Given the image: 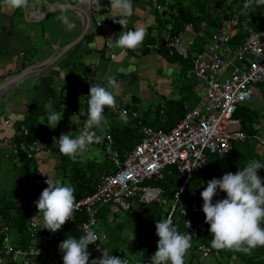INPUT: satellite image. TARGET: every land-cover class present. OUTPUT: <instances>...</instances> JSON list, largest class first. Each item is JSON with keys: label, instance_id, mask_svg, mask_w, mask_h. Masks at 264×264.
<instances>
[{"label": "crops", "instance_id": "obj_1", "mask_svg": "<svg viewBox=\"0 0 264 264\" xmlns=\"http://www.w3.org/2000/svg\"><path fill=\"white\" fill-rule=\"evenodd\" d=\"M154 1L161 6L158 0ZM165 1L169 2V0ZM131 2L134 11L133 15L128 18L125 30L121 28L119 23L114 22L118 17L116 18L109 8L110 0H105L95 15V19L88 17L89 24L83 35H81L82 17L80 12L85 11V7L76 0H30V4L35 3L34 8L16 10H9L0 5V82L8 77H14L15 74L31 65L44 61L53 53L55 55L48 64L42 65L17 79L2 95L0 101V181L7 177L10 165L15 161L14 142L17 135L24 131V121L27 117L29 119L36 118L39 126V138L36 143H32L39 148L36 170L41 175L51 177L57 181L64 179L58 165L60 159L55 152V150H59L53 147L52 138L56 137L58 139L61 134L66 133L73 135L74 131L80 132L81 127L78 125L76 128L77 120H74L76 117L71 116L66 125H62L64 121L61 120L55 129H52L48 127V115L49 104L62 117L72 111L67 106L68 102H73L82 111L80 100L82 98L69 88L73 80L81 79L89 85L98 84L103 87L106 85L108 88L107 76H115L119 87L113 90L114 94L122 101H128V103L124 102L122 106H119V109L125 107L123 109H128L129 115L131 111L137 113L136 109L139 105L137 98L146 100L152 98V93L158 95L160 101H163V106L156 108L160 114L166 108L168 100L178 99L188 93V98L183 102L185 112L197 104L202 95V89L191 75V70L181 76L177 63H169L157 51L158 47H161L162 37L167 33L169 27L167 23L163 28V21L166 19L163 13H166L167 3H163L161 6L166 5L165 10L157 11L141 0H131ZM64 5H72L76 11L64 9L48 13L50 10ZM64 16H67L76 25L71 31L67 30L62 23ZM96 21L100 23L99 27L95 25ZM139 27H143L146 31L144 42L154 40L155 43L150 45L155 46L154 49H150L148 45L146 46L147 51H126L125 55H121V49L111 48L109 44L107 47L104 45L108 42L107 39L117 37L122 31L135 30ZM222 27L226 29L230 36H233L236 32V22L234 21L224 22ZM179 33H181V45L187 51V48L192 45L195 34L190 26H186ZM212 33L210 32V35ZM208 39L209 37L196 44L203 50ZM165 50L169 55L174 53H169L168 49ZM110 54L114 55L113 59L109 58ZM231 65L238 64L233 61ZM167 69H174L178 77L181 76L191 81L183 84L180 83L182 80L179 77L177 79L179 81L178 85L173 86V77L176 74H173L172 70L168 74V72H165ZM146 75H149L146 79L150 83H154L152 88L144 84L143 79ZM157 81L160 82L158 88ZM263 86L258 84L252 88L250 102L256 101L259 103L258 106L261 105L264 101ZM158 89L159 94H157ZM246 103L240 106H245L256 114L251 126L254 133L247 135H264V113H258V110L262 111L263 109L250 108ZM115 109L116 112L112 113L107 107L105 108L106 122L101 126L103 127L102 131H100L101 127L93 129L98 140L103 135H108L107 125L111 120L127 122L121 118L126 114L122 115V110L117 111L116 107ZM145 111H141V114ZM235 119L239 121L238 118ZM237 127L239 129V123ZM99 143L94 142L95 145H100ZM20 144L23 143L18 144L19 149L23 152ZM7 185L9 184L2 185V188ZM25 210L31 214L28 206L25 207ZM109 210L118 214L115 209ZM207 248L209 249V247ZM249 253L253 254L259 264H264V247H257ZM212 255L214 257L218 256L222 264H244L245 262L240 256L241 252L224 249L211 254L209 249V254L200 262L198 261L197 252L190 250L184 257L185 264H216ZM151 257L149 255L147 264H150Z\"/></svg>", "mask_w": 264, "mask_h": 264}, {"label": "trees", "instance_id": "obj_2", "mask_svg": "<svg viewBox=\"0 0 264 264\" xmlns=\"http://www.w3.org/2000/svg\"><path fill=\"white\" fill-rule=\"evenodd\" d=\"M160 4L167 3L165 20L163 28L168 23L167 33L174 35L186 26H190L196 38L200 42L209 37L210 32H215L222 27L224 22H236V32L230 37V44H240L248 35V30H260L264 27L262 19L264 18V5L257 6L254 3L249 9H244L243 5L246 0H158ZM130 30V29H129ZM128 30V31H129ZM155 43L154 40L143 41L140 47L135 51H147L148 45ZM192 43L187 48V53L183 56L176 54L169 55L167 50L158 47L160 55L169 63H177L181 71V76L191 70L192 55L198 53L202 48ZM82 99V111L73 103L68 102L71 108V113L63 115L62 125H66L67 120L74 116L81 130L87 118L88 111V94L83 92V88L75 92ZM188 94L174 100H168L166 108L163 112H156L157 116L152 117L150 110H146L138 117L136 114L134 124L131 126L127 122H116L111 120L108 122L107 134L112 141V148L118 153L121 159L135 144H137L142 134L140 126L150 127L153 130L169 131L182 116L185 110L183 102L188 98ZM134 105V104H132ZM117 111L124 110L117 107ZM134 110V107H133ZM134 112L135 111H131ZM256 114L245 106H239L233 113L234 118L239 119V129L245 134L254 133L251 129L252 123L255 120ZM33 119V118H31ZM28 117L24 121L25 129L19 133L15 139V161L10 165L7 177L0 181V219L8 225L11 233V245L13 248L25 249L31 244L32 235L28 230L29 216L34 219H42V215H38V210L35 207V202L38 201L42 191L45 189L42 183V175L36 170V162L34 159H28L25 154L19 149L18 144L23 143L28 146L33 142L36 143L39 138V126L36 118L33 120ZM106 119V117H105ZM81 132V131H80ZM73 137V135H71ZM255 148H259L256 151ZM104 150L103 144L101 145ZM59 156V169L63 174V180L60 182L65 185H70L74 188L75 201L90 195L96 183L97 178L102 174L110 172L112 165L105 155L106 165H98L93 161L83 163L78 158L73 161L68 156L62 155L57 151ZM256 160L264 165V149L256 146L254 143H233L229 152L221 157L209 156L208 165L202 171L193 172L186 186V216L188 219L197 222L205 220V215L202 211L203 200L201 192L206 188L207 182L213 178L220 179L225 173L231 172L235 174L237 171L247 166L250 161ZM166 171H169L167 173ZM14 173V174H13ZM13 174V175H11ZM257 175L264 182V167L258 170ZM13 177V182L8 183V177ZM64 180L66 181L64 183ZM2 182V183H1ZM181 183V175L174 168L167 167L162 175V178L156 181H147L150 186H156L161 189L162 193L159 197L160 203L142 204L136 199L131 200V208L126 214L131 222L129 232L132 234L128 238L124 234L125 226L121 223L114 224L117 214L111 212L109 207H102L97 216V230L103 236L104 241L102 246L107 250L109 255L125 258L129 264H147L149 255L153 256L157 251L158 236L156 235V223L162 219H166L170 205L172 203V195L178 189ZM9 184L2 188V185ZM226 198V193L217 191V195L213 198V203L217 200ZM28 206L31 214L27 213L25 207ZM83 213H76L74 220L70 224H65L57 232V240L55 241L54 258L57 264H63L62 253L59 250V244L67 237L79 239L81 237L78 227L83 222ZM173 221V226L178 229L181 234L189 233L192 235V246L188 250H194L198 244H203L209 247L210 253L214 254L219 250L211 248V234H206L204 237H198L196 234L189 232L183 226V219ZM114 225V226H113ZM210 226V225H209ZM3 235L0 233V262L1 264H19V262H10L9 258L2 253ZM89 248V247H88ZM88 250V249H87ZM92 259H98L90 256ZM249 260V259H245ZM244 260V261H245ZM250 264H259L256 260L250 261ZM45 264H52V259L47 260ZM216 264H222L216 262Z\"/></svg>", "mask_w": 264, "mask_h": 264}, {"label": "built area", "instance_id": "obj_3", "mask_svg": "<svg viewBox=\"0 0 264 264\" xmlns=\"http://www.w3.org/2000/svg\"><path fill=\"white\" fill-rule=\"evenodd\" d=\"M76 1L85 7L90 19H95L105 0ZM141 1L157 11L165 10L166 5L161 7L154 0ZM262 22L264 23V18ZM95 25L99 27L100 23L96 21ZM121 28L125 30L126 25ZM180 34H164L161 47L168 49L169 53L185 55L187 51L181 45ZM230 37L226 29L220 27L209 36L206 47L192 55L190 73L200 84L202 95L197 104L187 110L169 131L140 126V141L121 159L112 148L108 135H103L95 142L103 144L112 168L109 173L97 178L90 195L75 201L78 207L73 212L72 220L65 223H72L76 213H83L84 220L78 227L81 237L88 229L95 231L98 212L102 207L108 206L126 213L131 208L132 199L142 204H159L161 189L148 185L147 181L161 179L167 167H173L181 175V183L172 195L167 218L171 217L175 221L183 219L184 228L198 237L202 238L210 233V226L205 220L195 222L186 216L185 186L190 176L207 167L209 156L219 158L228 153L233 143H254L264 149V135H247L241 132L237 127L239 121L233 117L236 108L250 100L252 88L264 84V27L257 31L248 30V35L237 45L229 43ZM104 45L107 47L108 42ZM149 48L154 49L155 46L149 45ZM109 58L113 59L114 55L110 54ZM233 61L238 65H231ZM96 85H89L80 79L73 80L69 88L72 92L83 88L87 93L91 86ZM108 109L112 113L116 112V109ZM121 114H126V111L122 110ZM130 115L133 118L136 116L134 112H130ZM20 147L26 158L34 159L37 163L38 148L35 144H20ZM47 178L42 175L45 188ZM261 224L264 226V222ZM28 230L32 235L31 244L25 249L13 248L12 233L0 219L3 255L10 262L19 264H45L50 259L52 264H57L54 258L57 232L44 229L43 220L34 219L32 215L29 216ZM97 235L98 240L88 246V252L94 258H100L103 250H106L102 246L103 236ZM194 250L199 262L209 254V249L203 244H198Z\"/></svg>", "mask_w": 264, "mask_h": 264}, {"label": "clouds", "instance_id": "obj_4", "mask_svg": "<svg viewBox=\"0 0 264 264\" xmlns=\"http://www.w3.org/2000/svg\"><path fill=\"white\" fill-rule=\"evenodd\" d=\"M254 3L257 6L264 5V0H254ZM0 5L9 10L35 7V3L30 4V0H0ZM252 5L253 0H246L243 7L249 9ZM109 8L113 15L118 17L114 22L119 23L121 27L127 25L128 18L134 11L131 0H110ZM62 23L69 31L76 27L67 16L62 18ZM145 35V29L139 27L122 31L117 37L107 41L109 47L121 49L120 54L125 55L124 50L140 47ZM107 84L108 88L99 85L90 87L87 119L78 136L73 138L66 133L61 134L58 139L52 138L53 147H57L62 155L73 161L98 140L93 129L106 122L105 108L116 107L113 91L119 87L116 77L108 75ZM62 119L61 114L49 104L48 127L55 129ZM262 167L264 165L253 160L235 174L228 172L220 179L213 178L207 182L206 188L201 192V198L205 223L210 225L212 249H228L247 254L257 247H264V227H261L264 222V182L257 175ZM45 183L47 187L35 202V207L38 215H42L44 229L56 233L67 221L72 220L73 212L78 207L75 202V190L72 186L50 177ZM218 190L226 193V198L213 203ZM155 227L159 240L157 251L150 258V264H185L184 257L192 246V235L181 234L173 226L171 217L157 222ZM98 238L97 233L91 229L86 230V234L79 239L67 237L59 244L63 264H129L125 258L109 255L107 250H103L100 258L90 261L88 246L94 244Z\"/></svg>", "mask_w": 264, "mask_h": 264}, {"label": "rangeland", "instance_id": "obj_5", "mask_svg": "<svg viewBox=\"0 0 264 264\" xmlns=\"http://www.w3.org/2000/svg\"><path fill=\"white\" fill-rule=\"evenodd\" d=\"M171 1V0H169ZM162 6V4H161ZM40 40V39H39ZM197 42H200V39L199 38H193V41L192 43L193 44H196ZM172 69H167L165 72H168V74L171 72ZM148 71V70H147ZM141 72V71H140ZM173 74L175 73V77H173V86H176L178 85L179 81H177V79H179V77L181 78L182 81H180V83H183V84H186V83H189L191 80L190 79H187V78H182L181 76L178 77L177 73H176V70H172ZM149 75H146L144 77V84H146V86H148L149 88H152L154 83H150V81H148L146 78H148ZM159 81H157V88L159 86ZM260 85H264V84H260ZM106 87V85H105ZM55 88V87H54ZM107 88V87H106ZM156 88V90H157ZM264 88V86H263ZM54 90V89H53ZM66 91V90H64ZM154 92V91H153ZM157 94H159V89H158V92ZM134 96L137 97L136 94H134ZM138 101H139V105H138V108L136 109L137 110V116L138 117H141V111L143 110H150V114L152 117H156L157 114V110L156 108L157 107H162L163 106V101L161 100L160 101V97L158 95H156L155 93L153 94L152 93V98H149V99H146V100H143L142 98H137ZM115 100H116V106L119 107V106H122V104H124V102H127L128 101H125L120 98H118L116 95H115ZM250 108H254V109H263L262 111H259L258 110V113L259 112H263L264 113V101H262L261 105L258 106V102L254 101V102H247L246 103ZM126 110V115L122 116V120L124 121H127V123H130V125H133L134 123V120L133 118L129 115L128 113V109H125ZM74 120H76V118H74ZM103 130V127L100 128V131ZM80 132H77V131H74L73 132V137L75 138L76 136L79 135ZM100 145H95L94 143H92L91 145H89L87 147V149L85 151H83L82 153H80L78 155V157L81 159V161L83 163H85L86 161H93V162H96L98 165H103L105 166L107 163H106V160H105V155L106 153L104 152V150L102 151L101 149V143H99ZM57 148V147H56ZM39 150V148H38ZM256 151H259V148H255ZM55 152L57 153V150H55ZM8 164V163H7ZM9 165V164H8ZM11 170V169H10ZM14 174V173H13ZM11 174V175H13ZM14 178L13 177H8V183L10 182H13ZM66 181H64L65 183ZM117 217H115V220H114V224H117V223H121L125 226V230H124V234L128 237V238H131L132 237V234L129 232L130 230V221H129V217L126 213H123V212H120V211H117ZM130 222V223H129ZM126 223H128L126 225ZM98 224V223H97ZM114 226V225H113ZM97 225H96V228H95V231L99 234V231L97 230ZM261 227H263L261 225ZM213 256V255H212ZM241 258H243L242 260H245L246 258L249 259L250 261L252 260H255V257L253 256V254L251 253H247L245 254L244 252H241ZM214 257V256H213ZM215 259V262H219L220 263V258L217 256L214 257ZM249 260H245L244 264H250Z\"/></svg>", "mask_w": 264, "mask_h": 264}, {"label": "water", "instance_id": "obj_6", "mask_svg": "<svg viewBox=\"0 0 264 264\" xmlns=\"http://www.w3.org/2000/svg\"><path fill=\"white\" fill-rule=\"evenodd\" d=\"M64 9L70 10V11H74V12L76 11L72 5H64V6H61V7H56L55 9L50 10L48 13H51L53 11H58V10H64ZM80 16L82 17L81 35H83L85 30H86V28L88 27L89 18H88V15H87V13L85 11H81L80 12ZM63 48L65 49V47H63ZM54 56L55 55L53 53L49 57H47L44 61H41V62H39L38 64H35V65H31V66L21 70L19 73L15 74L14 77H10V78L8 77L5 80L1 81L0 82V101L2 100V95L4 94L5 90L7 88L11 87L15 83V81L17 79H19L20 77L28 74L31 71L36 70L38 67H41L42 65L48 64L50 61L53 60Z\"/></svg>", "mask_w": 264, "mask_h": 264}]
</instances>
